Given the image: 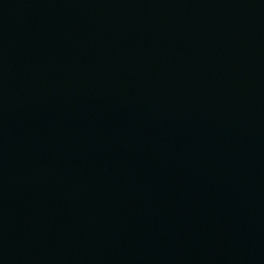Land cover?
<instances>
[{
	"label": "water",
	"instance_id": "water-1",
	"mask_svg": "<svg viewBox=\"0 0 264 264\" xmlns=\"http://www.w3.org/2000/svg\"><path fill=\"white\" fill-rule=\"evenodd\" d=\"M0 264H264V0H0Z\"/></svg>",
	"mask_w": 264,
	"mask_h": 264
}]
</instances>
